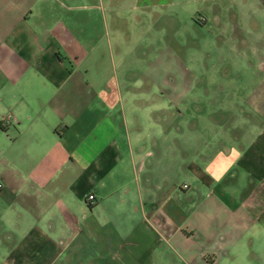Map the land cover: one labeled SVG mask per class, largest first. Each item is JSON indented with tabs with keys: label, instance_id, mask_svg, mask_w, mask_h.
<instances>
[{
	"label": "crops",
	"instance_id": "1",
	"mask_svg": "<svg viewBox=\"0 0 264 264\" xmlns=\"http://www.w3.org/2000/svg\"><path fill=\"white\" fill-rule=\"evenodd\" d=\"M98 1L0 0V264H264L248 22L228 33L230 0ZM180 21L230 34L211 46L251 67L245 82L225 62L191 75Z\"/></svg>",
	"mask_w": 264,
	"mask_h": 264
},
{
	"label": "rangeland",
	"instance_id": "2",
	"mask_svg": "<svg viewBox=\"0 0 264 264\" xmlns=\"http://www.w3.org/2000/svg\"><path fill=\"white\" fill-rule=\"evenodd\" d=\"M112 6L117 5L119 7V1L118 0H111ZM201 1H197V3L194 5L196 8L198 5H200ZM95 3L99 5H103L102 1L95 0ZM230 8L233 9V7H237V17L235 15L230 14L226 17V23L227 25L224 26V28L228 31V33L232 34L234 36L233 31L235 30V33L237 32L238 26H244L249 24L250 32L248 33V40L246 42V54L247 49H249L250 53L253 51H257L256 58L253 55V58L257 60V57L260 56V58L264 57V0H230L229 1ZM192 5V7H194ZM95 14L96 19L98 20V24H102V11L101 9L96 6L95 8ZM193 9V8H192ZM199 9V8H198ZM201 9V8H200ZM194 11V10H192ZM203 13V11L201 12ZM196 15V12L192 13V16ZM193 19V18H192ZM199 19H203L201 16ZM97 22V21H96ZM180 21L179 25L182 26L180 28V32H177L175 36H178V39L180 41V45L177 46V41L174 44L175 51H177L180 56H182V59L185 63V66L190 69L191 75L198 76L201 72H206L208 74L215 75L217 71L220 70V67L225 62V64L222 66V69L220 70L221 73L226 74H232L236 75L238 77L243 76L241 79H243L242 82H245L244 79L246 78V75L250 72L251 67H246L242 60L241 61H234L236 59V56L234 57V53L231 51H225V50H217L216 46L218 42H214L215 39L218 41L225 40V41H231L230 34L226 33L225 31L218 32L215 28L208 27L207 24L205 25H199V23H194V28H186L183 27V23ZM237 24V25H236ZM222 26V23L220 24ZM235 26L237 28L235 29ZM252 28V29H251ZM167 34H165L164 39H160L159 41V71L162 72L166 65H161V63H168L169 62V72H173L172 65L170 64V59L167 58V55L171 50L174 51V48L169 42L170 39V30H167ZM163 33L160 31L159 36H162ZM240 36L242 34H239ZM243 36V35H242ZM242 36L240 39H238L239 43L246 41V35L244 41H241ZM211 38L214 39V41L211 40ZM184 39H186L184 41ZM212 43H217L215 47L211 46ZM243 44V43H242ZM247 44H249L247 46ZM214 45V44H213ZM253 46V50L251 49ZM239 45L237 48L239 49ZM141 48H138L140 50ZM169 52H168V51ZM217 61L218 63L214 62ZM215 63V65H214ZM207 70V71H205ZM145 72V68L143 71L139 72L138 69V77L142 75ZM198 74V75H197Z\"/></svg>",
	"mask_w": 264,
	"mask_h": 264
},
{
	"label": "built area",
	"instance_id": "3",
	"mask_svg": "<svg viewBox=\"0 0 264 264\" xmlns=\"http://www.w3.org/2000/svg\"><path fill=\"white\" fill-rule=\"evenodd\" d=\"M183 186H185V184H183ZM84 202L86 204H91L94 202V196L92 193H87L85 196H84Z\"/></svg>",
	"mask_w": 264,
	"mask_h": 264
}]
</instances>
